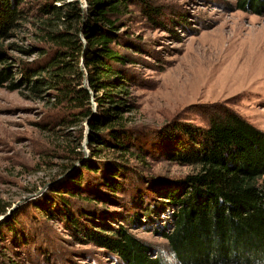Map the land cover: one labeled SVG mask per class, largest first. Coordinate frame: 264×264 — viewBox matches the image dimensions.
I'll return each instance as SVG.
<instances>
[{"label": "trees", "instance_id": "obj_1", "mask_svg": "<svg viewBox=\"0 0 264 264\" xmlns=\"http://www.w3.org/2000/svg\"><path fill=\"white\" fill-rule=\"evenodd\" d=\"M234 4L264 16V0ZM136 10L159 14L146 0H0V84L47 102L44 131L70 130L61 154L71 172L50 187L51 199L71 232L123 264H163L128 230L163 212L153 231L179 264H264V132L229 108L204 128L176 123L171 133H157L156 153L191 170L178 178L145 176L142 162L152 153L128 115L134 66L151 65L131 29ZM26 24L33 41L24 45ZM9 208L0 201V264H19L17 248L28 241L18 210Z\"/></svg>", "mask_w": 264, "mask_h": 264}, {"label": "rangeland", "instance_id": "obj_2", "mask_svg": "<svg viewBox=\"0 0 264 264\" xmlns=\"http://www.w3.org/2000/svg\"><path fill=\"white\" fill-rule=\"evenodd\" d=\"M79 1L84 5L85 0ZM234 1L146 0L159 9L153 18L136 10L139 14L131 29L141 37L146 51L141 57L151 65L134 66L129 86L134 109L128 115L130 125L139 129V141L152 153L142 162L146 177L178 178L191 170L156 153L161 140L157 133H171L176 123L204 128L209 118L229 108L264 132V16L236 9ZM30 30L27 24L23 26L20 44L33 41ZM8 54L23 60L35 58ZM7 83L0 84V201L10 204L9 213L18 210V224L28 241L17 248V261L123 264L115 254L71 232L49 195L50 187L71 172L64 171L68 159L61 154L65 142H72L66 138L70 130L44 131L40 124L46 120L47 102L8 89ZM82 148L87 154L86 144ZM163 213L128 230L150 245L151 254H157L163 264H179L166 240L153 231ZM112 221L116 225L120 218ZM18 235L14 241H19Z\"/></svg>", "mask_w": 264, "mask_h": 264}, {"label": "water", "instance_id": "obj_3", "mask_svg": "<svg viewBox=\"0 0 264 264\" xmlns=\"http://www.w3.org/2000/svg\"><path fill=\"white\" fill-rule=\"evenodd\" d=\"M86 141H87V136H85V138H84V144H86ZM2 219H3V215L0 216V220H2Z\"/></svg>", "mask_w": 264, "mask_h": 264}]
</instances>
